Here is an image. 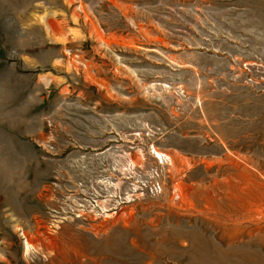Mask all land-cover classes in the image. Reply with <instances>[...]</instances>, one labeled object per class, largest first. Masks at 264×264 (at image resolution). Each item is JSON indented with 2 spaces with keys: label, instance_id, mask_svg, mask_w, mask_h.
I'll list each match as a JSON object with an SVG mask.
<instances>
[{
  "label": "rangeland",
  "instance_id": "1",
  "mask_svg": "<svg viewBox=\"0 0 264 264\" xmlns=\"http://www.w3.org/2000/svg\"><path fill=\"white\" fill-rule=\"evenodd\" d=\"M0 264H264V0H0Z\"/></svg>",
  "mask_w": 264,
  "mask_h": 264
}]
</instances>
